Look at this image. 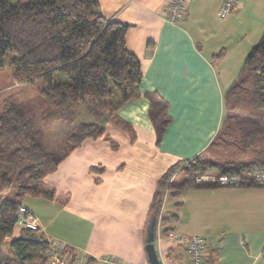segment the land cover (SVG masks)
<instances>
[{"label": "crops", "instance_id": "crops-1", "mask_svg": "<svg viewBox=\"0 0 264 264\" xmlns=\"http://www.w3.org/2000/svg\"><path fill=\"white\" fill-rule=\"evenodd\" d=\"M222 1L187 0L186 14L172 24L160 14L165 0H99L108 19L128 25L125 44L140 61V92L164 97L171 121L157 142L148 101L133 98L118 113L133 128L134 140L107 122L115 149L101 136L70 151L44 178L54 198L27 195L22 201L46 239L91 258L111 254L150 264L145 228L156 180L215 139L224 96L264 32V0H243L224 19L217 15ZM168 198L163 213L177 215L171 229L205 239L204 264H264V185L196 187ZM158 228L154 245L161 264H189L186 247L158 236ZM20 230L15 225L7 240Z\"/></svg>", "mask_w": 264, "mask_h": 264}, {"label": "trees", "instance_id": "trees-1", "mask_svg": "<svg viewBox=\"0 0 264 264\" xmlns=\"http://www.w3.org/2000/svg\"><path fill=\"white\" fill-rule=\"evenodd\" d=\"M127 29V24L102 13L99 0H0V70L8 69L17 84L40 81L38 91L45 102L40 116L16 101L0 111V264H48V241L40 229L22 228L18 237L7 240L17 210L27 195L54 198L45 176L85 139L102 136L115 149L105 133L107 122L121 126L134 140L133 128L118 113L125 102L140 97L148 101L147 114L156 141L161 140L171 121L169 102L157 91L140 92L142 69L126 48ZM246 73L251 75L248 85ZM53 129L63 136L60 152L47 143ZM218 133L221 147H234L249 158L220 159L219 153L207 152L217 144L213 140L194 157L171 164L156 180L149 205L147 222L155 216V239L160 221L165 233L177 220L176 214L163 213L166 195L175 197L196 187L260 185L195 179L264 170V32L224 96ZM178 170L182 175L176 179Z\"/></svg>", "mask_w": 264, "mask_h": 264}, {"label": "built area", "instance_id": "built-area-1", "mask_svg": "<svg viewBox=\"0 0 264 264\" xmlns=\"http://www.w3.org/2000/svg\"><path fill=\"white\" fill-rule=\"evenodd\" d=\"M242 1L243 0H223L217 11L218 17L222 19L226 18ZM187 4V0H165L160 12L162 19L172 24L179 22L186 14ZM195 180L197 182H217L224 185L251 181L256 184L264 185V170L254 171L249 175L239 173L218 176L205 174L197 176ZM16 215L17 220L15 225L19 228H28L32 230L40 229L38 217L26 206H20ZM165 237L176 245L186 247L190 257L189 264H204L205 239L203 237L198 235H185L172 229L166 232ZM47 241L48 249L46 255L50 264H129L111 254H103L91 258L81 255L77 250L68 247L57 239H47Z\"/></svg>", "mask_w": 264, "mask_h": 264}, {"label": "rangeland", "instance_id": "rangeland-1", "mask_svg": "<svg viewBox=\"0 0 264 264\" xmlns=\"http://www.w3.org/2000/svg\"><path fill=\"white\" fill-rule=\"evenodd\" d=\"M246 78L244 81V84L248 85V82L251 80V75L246 73ZM238 80V79H237ZM41 82L36 81L34 83L30 84H17L12 80L10 71L8 69L0 70V111L4 108V106L12 101H16L18 103L26 104L29 109H33L37 115L40 116L44 111L45 102L43 97L40 95L38 89L41 87ZM42 123L39 122V125ZM56 129H53L51 132H49V135L47 137V143L50 149L56 150L57 152H60L63 150V143L62 139L63 136L60 134L61 132H56ZM219 133L215 137L216 145L209 147L207 149V152L212 153L217 152L219 154H216L217 157L220 159H247L249 158L248 154H244L243 152L236 151L234 147L230 148H224L221 147L220 144H223L222 141L219 140ZM221 147V148H220ZM210 149V150H209ZM182 175V171L178 170V173L176 175V179H179ZM213 175H216V173H213ZM167 195L164 197L163 201V208L164 203L167 200ZM172 198H168V203L171 201ZM162 208V210H163ZM165 213V212H164ZM159 222V220H158ZM161 221L159 222L158 229L161 230L158 232V236H166V232L162 233V227ZM200 236V235H198ZM202 237V236H201ZM4 248H7V245H4ZM48 264L49 260H48Z\"/></svg>", "mask_w": 264, "mask_h": 264}, {"label": "water", "instance_id": "water-1", "mask_svg": "<svg viewBox=\"0 0 264 264\" xmlns=\"http://www.w3.org/2000/svg\"><path fill=\"white\" fill-rule=\"evenodd\" d=\"M155 216H151L147 222L145 228V252L150 264H161V261L158 257V254L155 249L154 240H155Z\"/></svg>", "mask_w": 264, "mask_h": 264}]
</instances>
